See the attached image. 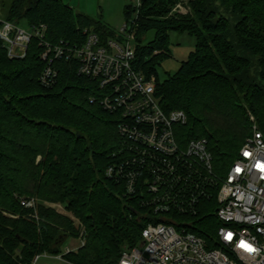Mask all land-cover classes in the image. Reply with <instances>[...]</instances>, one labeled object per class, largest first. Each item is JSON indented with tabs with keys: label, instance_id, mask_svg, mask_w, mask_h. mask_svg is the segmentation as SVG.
Returning a JSON list of instances; mask_svg holds the SVG:
<instances>
[{
	"label": "trees",
	"instance_id": "trees-1",
	"mask_svg": "<svg viewBox=\"0 0 264 264\" xmlns=\"http://www.w3.org/2000/svg\"><path fill=\"white\" fill-rule=\"evenodd\" d=\"M185 1L142 0L133 67L156 77L162 109L186 114L177 136L206 139L223 177L252 135V117L264 137V0H187L188 14L171 15ZM132 14L128 4L125 19ZM3 20L28 29L44 24L48 42L71 48L86 42L85 29L103 43L117 36L62 0H13ZM171 32L190 35L196 47L162 81L157 67L170 57ZM42 51L33 38L23 58H10L0 38V264H32L46 253L69 264H118L125 247L138 248L148 222L158 218L126 196L125 181L106 175L123 140L120 115L102 107L98 80L79 74L77 61L61 59L55 83L45 86ZM23 198L37 200L38 219ZM47 203L62 205L84 227L77 252L65 254L63 247L78 238L79 227ZM209 204L210 212L201 208L198 217L178 220H192L189 232L215 249L221 223Z\"/></svg>",
	"mask_w": 264,
	"mask_h": 264
},
{
	"label": "built area",
	"instance_id": "built-area-1",
	"mask_svg": "<svg viewBox=\"0 0 264 264\" xmlns=\"http://www.w3.org/2000/svg\"><path fill=\"white\" fill-rule=\"evenodd\" d=\"M128 1L133 18L115 39L105 43L96 32L85 29L87 39L81 46L52 44L45 38L44 24L28 29L1 19L0 38L10 58H23L33 38L39 42L46 62L40 81L45 86H52L57 79L56 61H77L79 74L98 80L102 107L120 115L118 133L123 141L113 154L119 160L106 175L118 183L125 181L126 196L158 220L148 222L141 245L125 250L118 264H264L263 134L254 129L223 177L215 172L206 139L179 138L175 129L186 123V114L166 113L156 96V77L147 78L133 67L134 29L142 0ZM189 11L186 0L178 3L171 15ZM211 202L221 223L215 249L189 232L196 227L192 220H178L198 217L201 208L210 212ZM21 204L35 210L37 200L23 198ZM46 205L63 210L60 204ZM32 216L37 218V210ZM73 220L83 237L84 227ZM44 256H36L32 264Z\"/></svg>",
	"mask_w": 264,
	"mask_h": 264
},
{
	"label": "rangeland",
	"instance_id": "rangeland-1",
	"mask_svg": "<svg viewBox=\"0 0 264 264\" xmlns=\"http://www.w3.org/2000/svg\"><path fill=\"white\" fill-rule=\"evenodd\" d=\"M13 0H0V19L6 18L8 9ZM63 3L70 5L76 13L87 15L94 19H100L102 22L115 34L121 32V28L126 23L124 16L125 7L129 4L128 0H62ZM130 18H133V14ZM25 28V26H23ZM154 36L151 32L148 34L147 39L150 40ZM196 47L195 38L188 34H181L177 32L170 33V57L167 58L162 64L157 67V72L160 80H165L168 75H173L179 69L181 63L186 61L189 54L194 51ZM253 128L258 129L255 119L252 117ZM60 214L74 218L71 213L63 210L59 211ZM76 223L74 222V225ZM78 227V226H77ZM80 230V229H79ZM85 245L84 238L79 234L78 238H69L65 241L63 251L65 254L70 252H77L82 246ZM125 250L129 248L125 247ZM123 251V252H124ZM122 252V253H123ZM44 255V254H43ZM38 264H69L62 259L61 256H51L45 254Z\"/></svg>",
	"mask_w": 264,
	"mask_h": 264
},
{
	"label": "water",
	"instance_id": "water-1",
	"mask_svg": "<svg viewBox=\"0 0 264 264\" xmlns=\"http://www.w3.org/2000/svg\"><path fill=\"white\" fill-rule=\"evenodd\" d=\"M131 210H132V212L136 213V210H134V209H131Z\"/></svg>",
	"mask_w": 264,
	"mask_h": 264
}]
</instances>
